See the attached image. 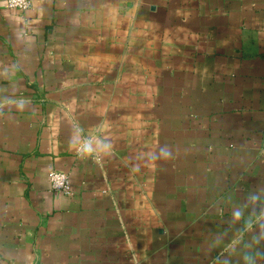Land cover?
Returning a JSON list of instances; mask_svg holds the SVG:
<instances>
[{
    "label": "crops",
    "instance_id": "crops-1",
    "mask_svg": "<svg viewBox=\"0 0 264 264\" xmlns=\"http://www.w3.org/2000/svg\"><path fill=\"white\" fill-rule=\"evenodd\" d=\"M30 3L0 0V264H264V0Z\"/></svg>",
    "mask_w": 264,
    "mask_h": 264
},
{
    "label": "built area",
    "instance_id": "built-area-1",
    "mask_svg": "<svg viewBox=\"0 0 264 264\" xmlns=\"http://www.w3.org/2000/svg\"><path fill=\"white\" fill-rule=\"evenodd\" d=\"M9 8L26 11L29 9L30 0H6ZM51 188L63 194H69L72 188V182L68 174L58 171H53L50 174Z\"/></svg>",
    "mask_w": 264,
    "mask_h": 264
},
{
    "label": "clouds",
    "instance_id": "clouds-1",
    "mask_svg": "<svg viewBox=\"0 0 264 264\" xmlns=\"http://www.w3.org/2000/svg\"><path fill=\"white\" fill-rule=\"evenodd\" d=\"M171 155L170 150L166 147L163 146L159 149V154H152V158L153 159H157V158H167Z\"/></svg>",
    "mask_w": 264,
    "mask_h": 264
}]
</instances>
